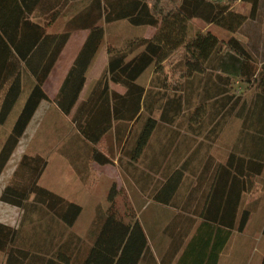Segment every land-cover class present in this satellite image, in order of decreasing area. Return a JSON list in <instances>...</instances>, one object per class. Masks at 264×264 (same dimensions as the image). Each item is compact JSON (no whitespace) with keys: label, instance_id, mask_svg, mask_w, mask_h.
I'll return each instance as SVG.
<instances>
[{"label":"trees","instance_id":"16d2710c","mask_svg":"<svg viewBox=\"0 0 264 264\" xmlns=\"http://www.w3.org/2000/svg\"><path fill=\"white\" fill-rule=\"evenodd\" d=\"M48 1L0 0V124L7 121L22 94L24 81L27 80L25 74L33 79L31 93L12 133L0 150V176L39 103L48 98L43 85L74 30L89 29L90 34L54 102L64 115L72 117V122L82 137L92 144V159L99 164L113 163L111 157L102 151L100 141L114 123L141 117L142 104L148 93L137 80L151 66L161 71L167 65L184 61L185 68L178 72L190 77L205 72L211 67L214 54L227 49L242 62L241 70L237 71L240 76L250 86L257 82L264 96V73L257 79L250 53L242 44L221 40L209 30L188 37L189 23L196 18L208 24L225 27L229 31H236L247 19L245 15L232 10L233 4L239 0H87L86 6L71 16L67 28L57 33H49L48 28L60 14V8L54 7L51 15L40 17V10ZM244 1L252 3L253 16L259 0ZM63 2V5L69 3L71 9L76 2L84 1ZM124 19L134 26H154L157 31L151 38L135 39L125 48L108 46V67L95 82L88 97L79 102L87 72L104 41V24ZM222 60L223 58L219 67H222ZM262 71L264 72V68ZM110 82L125 86L126 92L120 94L112 90ZM251 113L261 115V112L254 109ZM156 124L155 119H147L133 154L135 158L141 154ZM28 157H23L21 165H32ZM37 158L39 166H30L32 176L28 187L19 189L8 185L1 194V200L22 207L28 195L34 194L38 203L52 210L65 225L73 226L82 213V206L38 184L45 161L41 157ZM221 168L225 171L222 175L235 171L238 207L241 192L251 189V177L261 174L264 161L231 154ZM171 179L170 183L174 188L179 184L180 177ZM115 197L113 190L109 196L112 205L96 222L99 225L97 233L92 244L83 251L82 258L78 255L80 251L75 250H58L53 255L39 256L31 255L23 249H12L7 252L5 264H138L148 246L146 234L138 220L126 223L118 216L113 209ZM249 216L250 211L244 210L238 223L239 231L244 229ZM15 235L16 229L0 223V250L5 249Z\"/></svg>","mask_w":264,"mask_h":264},{"label":"crops","instance_id":"0c3cea01","mask_svg":"<svg viewBox=\"0 0 264 264\" xmlns=\"http://www.w3.org/2000/svg\"><path fill=\"white\" fill-rule=\"evenodd\" d=\"M63 1L49 0L40 10L41 18L47 17L48 14L51 15L54 7L61 10L53 24L48 28L49 33L64 31L69 19L76 12H72L69 3L63 5ZM86 1L83 2V7L86 6ZM110 25L113 23L104 24V41L87 72V80L80 94L79 102L88 97L95 82L108 67L110 57L108 46L111 44L107 29ZM154 29L150 35H143L142 38H151L156 33L157 28ZM262 30L264 31V18L262 19ZM89 34V29H78L72 32L43 85V90L48 98L39 103L24 135H31L32 137V135L39 133L40 112L45 111L46 102L52 103L56 106L55 108H58L54 98ZM255 60H251L252 64L261 63L260 60ZM151 67L153 70L148 75L149 83L145 86L141 79ZM151 67L137 80L139 84L145 87L148 94L150 93L149 90H160L165 87V85L157 84L156 80L163 75L164 80L166 73L157 71L155 66ZM212 70L217 74L224 73L228 76L240 77V73L235 68L223 69L215 66ZM175 74L178 73L174 72ZM196 74L204 76L207 71ZM179 75L184 82L191 78V76H183L181 73ZM214 75L216 76V74ZM219 77L222 78L220 75ZM28 78L29 75L26 73L25 79ZM208 86H212V91ZM208 86L203 82L201 89L204 98H206L205 102L210 106L212 102V104H216L214 100L225 89H222L221 83H213ZM110 87L120 94H124L127 90L125 86L114 82H111ZM28 90L30 92L27 91L23 107L31 93V89ZM260 97L261 99L257 100L258 103L252 105V109L261 112V115H253L252 120L248 121L245 126L243 125L244 130L240 131L239 135L231 131L234 126L230 125L231 121L221 123L214 120L212 122L200 121L198 125L200 130L196 133L182 128V133L178 135H165L162 138H156L155 132L160 121L152 114L162 109L155 108L152 101L146 99L142 104L141 115L148 112L149 115L146 118L155 119L157 124L138 158H135L133 154L137 148L141 132L146 125V118L141 128H138L133 149L127 147V144L130 143L129 136L141 118L115 122L112 129L102 138L100 141L101 149L111 157L113 163L99 164L95 162L91 156L92 144L84 138L79 141V144L84 141L87 143L86 148L88 149L84 153L79 150L77 144L74 145V151H70L68 156L71 161L74 160L75 164H79V167L80 163L83 162L85 171L89 168L93 173L97 172L100 176L111 171L114 176L112 178L118 177V179L115 178V183L119 180L118 190L120 188L126 189V187L128 189L127 185H132L133 191L136 193V196L131 198L132 206H138L137 202L140 201L139 208L142 209L138 212L135 221L140 222L148 241V246L138 264H262L264 259V212L262 213L261 209H264V168L261 174L251 177L253 180L252 187L250 190L241 192L238 207L235 171L222 175L225 174V171L221 168L222 165L226 164L231 154L246 159L264 161L263 94ZM181 104L176 109L177 111L181 110ZM213 110H215L214 106ZM219 110L217 109V111ZM41 120L44 121L43 116ZM163 121L167 126L174 127L175 121L166 119ZM230 131L232 135L227 134ZM158 140L165 145L164 148L156 147V144L159 143ZM19 151V149L18 151L15 149L16 153ZM155 159H159L160 162L157 164L150 162V160L154 161ZM163 160H171V164L165 165ZM175 161H180L178 166L174 165ZM81 171L83 170L81 169ZM147 174H149L150 180L154 181L152 189L156 184L157 176L161 177L163 181L158 188L154 189L153 193L150 189V195L144 201L143 195L139 192L143 189L141 188V176ZM125 176L130 182L126 181ZM178 176L180 177L179 184L173 188L170 183L171 178ZM95 180H92L90 185H95ZM149 185H151V181H149ZM246 209L250 211V216L244 229L239 231L238 223Z\"/></svg>","mask_w":264,"mask_h":264},{"label":"rangeland","instance_id":"374dc122","mask_svg":"<svg viewBox=\"0 0 264 264\" xmlns=\"http://www.w3.org/2000/svg\"><path fill=\"white\" fill-rule=\"evenodd\" d=\"M83 5V2H76L75 7L71 8L72 12L79 10ZM252 9V3L244 0H239L233 4V11L247 17L246 21L236 31H229L217 24H208L198 18L193 19L189 23L188 37L198 32L209 30L221 40H232L233 43L242 44L250 53L253 61L255 59L261 61L260 64H253L255 73L258 75L257 79H259L264 73L262 71V68H264V31L262 30L264 0L258 1L257 10L253 16ZM154 28V26H134L125 19L117 21L113 25L108 26L107 29L110 46L118 49L125 48L131 41L141 39L143 35H150L155 30ZM221 57L223 60L220 68L231 69L235 66L236 71L241 70V60L235 58L227 49H222L214 54L211 67H208L209 69L206 70L207 74L204 76L194 74L184 82L179 77L178 72L180 69L185 68L184 61L175 65H167L164 70H161L166 73L165 79L163 80L164 75L159 76L156 83L165 85V87L160 90L152 89L153 92L149 90L150 93L147 96V99L152 101L155 108L162 109L153 114L151 113L153 117L160 121L155 132L156 138H162L165 135H178L182 133V128L196 133L200 130L198 128L200 121L212 122L215 120L221 123L231 121L230 125H234L231 131L235 132L236 135H239L240 131L244 130L243 125L245 126L248 121L252 120V105L261 99L260 96L263 92L257 82L256 85L250 86L245 83L246 81L242 76L235 77L224 73H215L212 70V66L218 67L219 64L217 65V63L221 61ZM152 70L153 67L141 79L145 86L149 83L148 75L149 73L151 74ZM174 72L178 74L174 75ZM24 82L22 97L10 113L6 123L0 124V150L13 131L14 124L23 108V101L27 91L30 92L28 89L32 87L33 79L29 78V80L27 79ZM203 82L206 86L213 83H221L222 89H225L214 100L216 104L210 102L211 104L208 106L209 104L205 102L206 98H204V93L201 89ZM200 83L201 85L199 86ZM208 87H210V90L212 89V86ZM180 104L182 105L181 110L177 111L176 109L180 107ZM213 106L215 110H213ZM55 107L54 104L46 102L45 111L40 112L39 133L31 137V135H24L25 129L20 137L19 145L16 147V150L18 151L19 149L20 151L16 153L14 150V156H11L0 176V223L16 229L14 240L5 249L0 250V264H5L7 252L12 249H23L29 251L31 255L36 254L39 256L53 255L58 250L67 249L70 252L75 250L80 251L78 255L82 258L83 251L92 244L95 233H97L96 230L99 225L96 222L100 216L105 215L112 205L109 201V196L113 190L116 193L113 209L123 221L126 223L134 222L138 212L142 210L140 209L141 207L139 208L140 201L137 202L138 206H132L131 198L133 199V196H136L132 185H127L128 189L126 187V189L120 188L118 190L119 180L115 183V178L118 179V177L112 178L114 176L111 171H107L104 176H100L97 172L93 173L89 168L85 171L83 162L80 163L79 167V164H75L74 160H70L68 154L70 151H74V145L77 144L79 150L84 153L88 149L86 148L87 143L84 141L79 144L83 137L72 122V117L64 115ZM217 109L220 110L217 111ZM148 115V112L143 113L140 117L141 121L134 126V131L129 136L128 149L135 147L134 142L138 134V128H141L143 121ZM42 116L44 121L41 120ZM165 119L175 121L174 127L164 124L163 120ZM231 131L230 133L227 132V134L232 135ZM156 147L164 148L165 145L159 141ZM25 155H28L29 160H31L32 165L30 166H39L37 157H41L45 161V167L38 180L40 186L82 206V213L73 226L65 225L52 210L38 203L34 198V194L28 195L22 207L1 200V194L8 185L19 189L28 187L32 172H30V166L21 165ZM33 158H36V160H33ZM150 162L157 164L160 160L155 159L154 161L150 160ZM162 162L165 165L171 164V160H163ZM179 162L175 161L174 165L178 166ZM141 164H143L142 161ZM141 177V188L143 189L139 193L143 195L144 198L141 197L145 201L150 195V189L153 193L154 189L158 188L163 180L157 176L156 184L154 189H152L154 181L150 180L149 174ZM125 179L127 181L128 177L125 176ZM92 180H95L96 183L93 186L90 185ZM149 181H151V185H149ZM184 187L186 188V185ZM261 212H264L263 208Z\"/></svg>","mask_w":264,"mask_h":264}]
</instances>
